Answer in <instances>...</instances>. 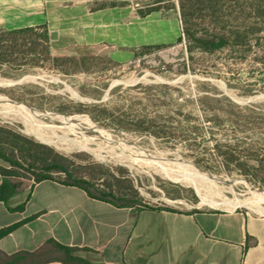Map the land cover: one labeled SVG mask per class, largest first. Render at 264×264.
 <instances>
[{"label": "rangeland", "instance_id": "374dc122", "mask_svg": "<svg viewBox=\"0 0 264 264\" xmlns=\"http://www.w3.org/2000/svg\"><path fill=\"white\" fill-rule=\"evenodd\" d=\"M177 2L182 39L170 47L140 49L123 63L106 51H61L41 35L0 31V96L9 108L29 113L30 122H41L45 132L0 105V148L13 151L24 178L34 181V172L42 171L39 164L30 165V151L65 163L69 175L91 189L125 191L129 197L135 189L142 197L139 207L230 210L208 201L264 194V185L228 172L215 148L232 144L228 164L235 168L248 147L240 139L257 130L244 118L264 111V39L256 38L264 36V0ZM246 31L252 37L248 44L217 50L201 49L191 37L232 34L240 39ZM79 103L99 105L92 110L102 114V121L78 111ZM16 135L49 150L37 152V146ZM0 165L9 167L1 159ZM188 173L197 176L198 185ZM232 209L264 217V202Z\"/></svg>", "mask_w": 264, "mask_h": 264}, {"label": "crops", "instance_id": "0c3cea01", "mask_svg": "<svg viewBox=\"0 0 264 264\" xmlns=\"http://www.w3.org/2000/svg\"><path fill=\"white\" fill-rule=\"evenodd\" d=\"M180 17L177 0H0V30L42 26L55 49L106 51L121 63L143 47L176 45ZM8 181L14 191L0 201L7 255L54 239L92 264H264L263 216L116 206L54 180Z\"/></svg>", "mask_w": 264, "mask_h": 264}, {"label": "trees", "instance_id": "16d2710c", "mask_svg": "<svg viewBox=\"0 0 264 264\" xmlns=\"http://www.w3.org/2000/svg\"><path fill=\"white\" fill-rule=\"evenodd\" d=\"M258 30H261L260 28ZM5 34L9 35H21L25 33H32L37 36H43L49 41V36L47 34V31L44 27H30V28H23V29H16V30H7L3 31ZM182 31L184 34V28L182 26ZM190 35V33H188ZM250 31H246L243 36L238 39L237 36L232 34H226V35H219L216 37H192V40L197 42L199 47L204 50H217L227 47L228 45H235V44H248L251 40ZM258 39H264V36H260L257 34ZM182 38L179 39V41ZM148 48H165L161 46H148L143 47L141 49H148ZM80 108L77 109L81 112H87L90 117L96 121L101 122L102 121V114L99 112H94L92 108L99 107V105L90 103V104H83L79 103ZM244 109H252L249 105L243 106ZM259 114V117H248L244 118V122L248 124L254 125L257 130L253 133L250 131L249 135H246L245 139H240L242 143L247 145L248 147L244 149L246 151L245 154H243V160H241L235 168L229 167V160L230 158H233V153L231 151L235 152V148H233L232 144H216L215 148L223 160H224V166L227 168L228 172L235 171L247 178L253 183H259L260 185H264V136L261 139L246 140L248 138H253V136H259L264 133V131H261V126H264V117H263V110H260L259 112H256ZM257 123V124H256ZM260 129V130H259ZM145 130V129H144ZM148 130V129H146ZM18 138L29 142L31 145L37 146V152L39 151V148H48L47 146H44L40 143H37L31 139H28L26 137H23L21 135H16ZM39 136V135H38ZM238 138V136H236ZM239 139V138H238ZM47 140V139H46ZM239 143V142H238ZM237 143V144H238ZM236 145V144H235ZM225 146L228 148V151L221 150V147ZM236 147V146H235ZM28 151V149L26 148ZM51 150V148H50ZM27 155L30 158V165L34 166V164H39L36 166L40 170H44L46 173L34 172L35 178L34 181H41V180H54L61 184L65 185H73L77 186L79 188L84 189L89 196L107 201L112 203L116 206H134L137 208H147V209H161V208H155L151 207L149 205H144L143 207H139V204L142 202V197L138 194V192L135 189H132V195L131 197L127 196L128 193L125 191L116 192L112 189L103 190L100 188L91 189L88 186H86L84 181L76 180L69 175L68 167L65 163L59 162L56 160H49L47 158H38L36 155L32 154V152L28 151ZM60 159H64V156H59L55 154ZM0 159L7 162L9 164V167L1 166L0 165V173L3 176V182L0 185V201H4L7 199V197L13 193L14 186L8 181L9 177H24L23 174L18 171L16 168L20 167V164L15 159L13 151H11V154H7L3 149L0 148ZM65 160V159H64ZM53 172H59L64 173L67 176V179H56L50 171ZM264 191V189L260 190ZM166 210H173V209H166ZM174 211V210H173ZM9 228L0 230V236H2L5 232H7ZM76 250L74 247L63 245L54 239H50L47 241V243L41 247L39 250L35 252H18L12 255L5 254L2 250H0V264H44L51 261H61L63 264H92L90 262H87L79 257H76L73 255V252Z\"/></svg>", "mask_w": 264, "mask_h": 264}, {"label": "bare ground", "instance_id": "6f19581e", "mask_svg": "<svg viewBox=\"0 0 264 264\" xmlns=\"http://www.w3.org/2000/svg\"><path fill=\"white\" fill-rule=\"evenodd\" d=\"M0 101H1L0 105L5 106L8 111L13 110V111L17 112L18 114L22 115L26 122L31 124L39 133H41L45 136L44 128H42L43 124L41 122H37V120H35L34 122H30L31 115L29 113H27L24 109L23 110H15V109L9 108L5 104L6 100L4 98H2L1 96H0ZM62 139L66 140V137H63ZM83 139L87 140V138H83ZM87 145H88V143H87ZM79 146H82V144L79 143ZM187 176L189 177L187 179L193 180L196 183V185H198L199 180H198L197 176H195L191 173H188ZM181 179H183V177ZM261 202H264V194H261V193L252 194V197L246 198L244 200H239V199L236 201L222 200L220 202L212 201V200L208 201V203L211 205H216L218 207H219V205H222V206H227L231 209L234 207H237V206L257 207V205L260 204Z\"/></svg>", "mask_w": 264, "mask_h": 264}]
</instances>
